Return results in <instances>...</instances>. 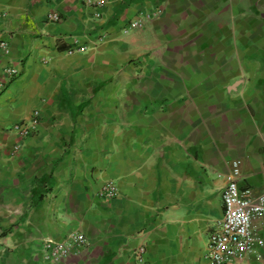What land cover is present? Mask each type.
<instances>
[{
	"label": "crops",
	"instance_id": "0c3cea01",
	"mask_svg": "<svg viewBox=\"0 0 264 264\" xmlns=\"http://www.w3.org/2000/svg\"><path fill=\"white\" fill-rule=\"evenodd\" d=\"M235 161L263 192L264 0H0V264H215ZM228 264H264V245Z\"/></svg>",
	"mask_w": 264,
	"mask_h": 264
},
{
	"label": "built area",
	"instance_id": "2783aa9c",
	"mask_svg": "<svg viewBox=\"0 0 264 264\" xmlns=\"http://www.w3.org/2000/svg\"><path fill=\"white\" fill-rule=\"evenodd\" d=\"M53 2L56 0H52ZM94 3L97 7H103L107 0H85ZM163 11L156 9L147 11L137 20L133 21L128 31L142 29L146 24L159 18ZM101 14H98L100 16ZM49 20L59 22L60 14L52 10ZM2 46L8 50V43ZM88 48L77 46L69 50L70 54L84 52ZM19 75L16 68L6 70V80L10 81ZM40 111L36 110L31 121H24L15 124L13 130L20 138H26L36 129L39 124ZM20 149L16 145L14 151ZM233 179L223 192L225 206L224 219L218 230L212 233L209 240L207 256L215 264H228L234 260H244L258 246L264 245V240L254 230L253 223L257 218L264 215V190L258 195H254L250 188L243 189L240 186L241 166L240 161H235ZM120 195L119 187L114 182H107L100 192V196L107 199H114ZM88 239L83 233H72L61 242L47 239L44 244L46 258L48 260H60L86 245ZM144 252V248L141 249Z\"/></svg>",
	"mask_w": 264,
	"mask_h": 264
}]
</instances>
